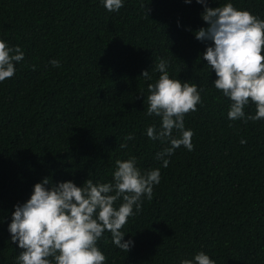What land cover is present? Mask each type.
<instances>
[{
    "label": "trees",
    "instance_id": "1",
    "mask_svg": "<svg viewBox=\"0 0 264 264\" xmlns=\"http://www.w3.org/2000/svg\"><path fill=\"white\" fill-rule=\"evenodd\" d=\"M231 2L264 19V0ZM203 11L197 0H125L114 12L100 0H0V39L24 52L0 82V264L22 251L8 224L35 183L110 182L129 156L141 170L159 167L161 179L121 229L135 242L128 252L110 232L98 240L105 264H179L201 250L215 264H264V120L228 119L231 101L202 58L208 42L194 35L207 26ZM161 58L202 99L184 117L193 150L176 148L167 167L156 153L168 145L146 135L160 124L145 112Z\"/></svg>",
    "mask_w": 264,
    "mask_h": 264
},
{
    "label": "clouds",
    "instance_id": "2",
    "mask_svg": "<svg viewBox=\"0 0 264 264\" xmlns=\"http://www.w3.org/2000/svg\"><path fill=\"white\" fill-rule=\"evenodd\" d=\"M124 2L100 0L109 12L118 11ZM197 3L204 5L201 17L207 26L195 30L194 35L208 42L202 58L215 71L214 87L231 101L228 119L264 120V19L235 7L231 0L217 7L208 6L207 0ZM23 58L19 45L11 46L0 39V82L14 75L16 63ZM50 63L59 66L56 59ZM167 67L168 61L163 58L155 63L159 76L148 84L145 112L160 118L158 128L147 126L146 135L168 145L156 153L162 167L168 166V158L181 145L193 150V131L185 127L184 117L202 103L197 85L170 76ZM142 76L152 79L147 70ZM250 103L255 105L254 115L244 111ZM124 139L133 137L128 134ZM160 179L159 167L141 170L135 156L115 161L110 182L88 178L80 186L65 180L48 187L50 179L43 178L33 185L30 197L14 205L11 213V241L22 249L16 264H105L106 257L97 245L105 231L110 232L117 248L128 252L135 242L125 240L121 229L130 216L140 211L142 199L152 198L153 186ZM179 264H215V260L201 250L191 258L180 259Z\"/></svg>",
    "mask_w": 264,
    "mask_h": 264
}]
</instances>
